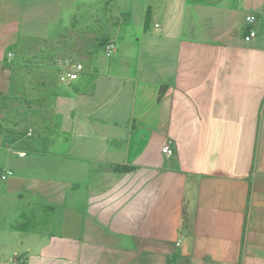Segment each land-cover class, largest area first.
<instances>
[{"label":"crops","instance_id":"1","mask_svg":"<svg viewBox=\"0 0 264 264\" xmlns=\"http://www.w3.org/2000/svg\"><path fill=\"white\" fill-rule=\"evenodd\" d=\"M116 10L79 78L0 82V264H264V0ZM42 14L0 0V66Z\"/></svg>","mask_w":264,"mask_h":264},{"label":"rangeland","instance_id":"2","mask_svg":"<svg viewBox=\"0 0 264 264\" xmlns=\"http://www.w3.org/2000/svg\"><path fill=\"white\" fill-rule=\"evenodd\" d=\"M151 1L158 3L161 0ZM148 2L149 0H19L23 10L30 14L33 12L42 14L41 10L45 11L41 17L33 18L32 16L24 20L21 27V40L9 50L14 52V58L10 61L6 55L5 61L0 66V82L22 79L58 82L61 80L60 74L66 64L77 62L72 55L64 54V49L66 51L68 48L80 50L94 45L101 55L110 58L105 54L104 45L100 43L102 40L107 42L114 38L117 27L121 23V16L116 6L132 7L133 21H137V18L142 17L144 4ZM59 27L66 37L57 43L25 38L36 32L49 30L55 32ZM80 35L83 38L81 41H79ZM146 48L151 50L153 58L156 55L154 52L160 50V46L159 50L158 47L152 49L153 47L149 44ZM154 59L158 60V57ZM37 75L41 78L34 77ZM5 91L8 92V90Z\"/></svg>","mask_w":264,"mask_h":264},{"label":"built area","instance_id":"3","mask_svg":"<svg viewBox=\"0 0 264 264\" xmlns=\"http://www.w3.org/2000/svg\"><path fill=\"white\" fill-rule=\"evenodd\" d=\"M246 21L251 26L257 21V16L255 14H248L246 16ZM256 34H257L256 30L250 27L248 31L246 32L244 38L245 40L250 41L256 36ZM104 50L107 56H112L117 50L116 41L114 39H109L104 45ZM13 58H14V52L8 51L7 59L11 61ZM82 69H83L82 63L66 64L65 70H63L60 74V78L62 81L75 80L79 78V75ZM29 133L31 134V131ZM162 152L167 156H171L174 153V149L169 143H166L165 145L162 146ZM19 154L21 156H24L27 154V152L22 151ZM13 173L14 171L12 169L6 168L1 171L0 177L5 180L9 176H11Z\"/></svg>","mask_w":264,"mask_h":264},{"label":"trees","instance_id":"4","mask_svg":"<svg viewBox=\"0 0 264 264\" xmlns=\"http://www.w3.org/2000/svg\"><path fill=\"white\" fill-rule=\"evenodd\" d=\"M150 14H151V9H148L147 14H146V19H145V28L148 29L149 28V23H150ZM101 45H105L106 44V40H102ZM116 169L120 170V171H129L132 169L131 166H126V165H118L115 167ZM13 227L16 229H22L25 227L24 224H13Z\"/></svg>","mask_w":264,"mask_h":264}]
</instances>
